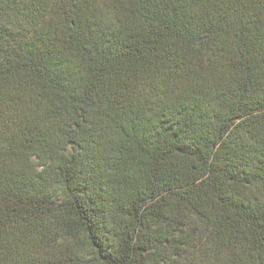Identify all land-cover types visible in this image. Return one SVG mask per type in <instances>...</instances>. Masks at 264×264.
Returning a JSON list of instances; mask_svg holds the SVG:
<instances>
[{
	"label": "trees",
	"instance_id": "1",
	"mask_svg": "<svg viewBox=\"0 0 264 264\" xmlns=\"http://www.w3.org/2000/svg\"><path fill=\"white\" fill-rule=\"evenodd\" d=\"M0 264H264V0H0Z\"/></svg>",
	"mask_w": 264,
	"mask_h": 264
}]
</instances>
